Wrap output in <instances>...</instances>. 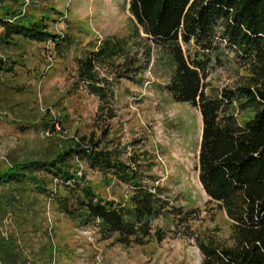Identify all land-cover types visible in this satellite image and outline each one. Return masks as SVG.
<instances>
[{
	"label": "trees",
	"instance_id": "16d2710c",
	"mask_svg": "<svg viewBox=\"0 0 264 264\" xmlns=\"http://www.w3.org/2000/svg\"><path fill=\"white\" fill-rule=\"evenodd\" d=\"M128 10L172 65L165 91L201 114L198 178L231 221L228 241L215 235H188L202 254L201 264H264V0H129ZM47 12L45 5L33 1L0 0V47L22 50L20 42H34L52 55L68 39L54 32L55 20ZM123 42L103 43L75 58L76 83L96 96L98 110H106L105 120L114 117L110 107L114 83L99 70L119 67L118 77L131 78V57L125 54L123 64H116L113 55ZM15 56L0 54V123L12 115L18 119L12 122L36 126L31 116L42 118L40 126L47 129L55 120L48 112L43 116L26 112V101L14 97L28 87L18 83L19 71L25 68L23 53ZM150 56L148 48L143 68ZM231 61L244 70L240 80L208 90L211 70ZM108 136V129L102 128L99 136L77 134L54 150L0 160V264H50L51 244L40 246L42 255H35V235L30 233L40 228L48 199L79 225L92 224L104 238L116 236L123 245L165 238V232L154 231L152 221L158 217L189 219L190 211L171 203L173 197L166 187L155 184L148 166L136 155L124 159L120 149L110 147ZM79 164L99 172L107 182L114 178L126 185L128 199L100 196ZM54 180L66 195L55 196L49 188ZM11 218L12 227H7Z\"/></svg>",
	"mask_w": 264,
	"mask_h": 264
},
{
	"label": "rangeland",
	"instance_id": "374dc122",
	"mask_svg": "<svg viewBox=\"0 0 264 264\" xmlns=\"http://www.w3.org/2000/svg\"><path fill=\"white\" fill-rule=\"evenodd\" d=\"M26 1L45 5L50 19L55 20L51 25L54 32L68 40L62 41L49 56L44 54L43 44L27 41L20 42L22 50L0 47V54L23 53L25 68L19 71L18 83L28 87L20 97L16 94L14 97L26 101L23 107L26 112L38 111L42 116L48 112L50 118L60 121V130L46 136L40 126L42 118L30 116L36 125L30 126L12 122L18 119L9 115L0 123V160L51 151L77 134L99 136L105 128L112 149H120L124 159L138 156L139 162L148 166V173L155 177V184L168 189L173 197L171 203L190 211L186 221L174 216L152 221L154 231L165 232L162 240L153 236L145 238L143 244L123 245L116 236L104 238L92 224L79 225L59 211L57 202L48 199L46 212L39 215L40 228L30 232L35 235V255H42L40 246L49 242L50 264H201L202 254L188 235H215L228 241L231 221L225 210L210 200L198 178L200 111L188 103L174 101L165 91L172 65L135 22L128 10L129 0ZM110 41H124L121 49L114 48L115 63L123 64L128 55L132 70L131 78H126L117 76L119 67L117 71L114 67L100 68L101 76L113 80L115 93L110 102L114 117L105 120L106 110H98L96 96L84 84L76 83L75 58ZM148 48L151 56L143 68ZM243 71L234 61L213 68L206 79L208 90L234 85ZM23 125L29 128H22ZM79 166L100 196L114 201L128 199L126 185L114 178L107 182L99 172L87 169L84 164ZM49 188L56 192L55 196L66 195L55 180ZM8 222L7 227H12L13 219Z\"/></svg>",
	"mask_w": 264,
	"mask_h": 264
},
{
	"label": "built area",
	"instance_id": "2783aa9c",
	"mask_svg": "<svg viewBox=\"0 0 264 264\" xmlns=\"http://www.w3.org/2000/svg\"><path fill=\"white\" fill-rule=\"evenodd\" d=\"M49 44H50V40L47 41V45H49ZM59 122L60 121L54 120L52 126L47 128V129H45L43 131V133L46 136L53 135V134L57 133L60 130Z\"/></svg>",
	"mask_w": 264,
	"mask_h": 264
}]
</instances>
